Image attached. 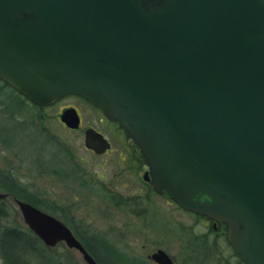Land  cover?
I'll use <instances>...</instances> for the list:
<instances>
[{
	"label": "water",
	"instance_id": "1",
	"mask_svg": "<svg viewBox=\"0 0 264 264\" xmlns=\"http://www.w3.org/2000/svg\"><path fill=\"white\" fill-rule=\"evenodd\" d=\"M0 80L37 106L72 95L96 108L156 194L224 223L232 252L264 264V0H0ZM58 119L79 124L73 107ZM82 142L110 147L91 127ZM14 203L45 247L97 264L60 219Z\"/></svg>",
	"mask_w": 264,
	"mask_h": 264
},
{
	"label": "rangeland",
	"instance_id": "2",
	"mask_svg": "<svg viewBox=\"0 0 264 264\" xmlns=\"http://www.w3.org/2000/svg\"><path fill=\"white\" fill-rule=\"evenodd\" d=\"M68 107L81 118L75 130L59 123V114ZM41 113L39 121L30 116L33 129L23 130L11 128L12 122L0 116V131L9 130L6 146L0 142V168L28 193L60 207L76 229L99 239L105 247L102 261L106 257L113 264H155L149 255L161 249L173 264H232L223 231L209 234L205 220L146 185L141 178L144 168L137 169L123 151V135L98 110L68 95ZM87 127L109 140V152L94 154L84 148ZM5 202L8 216L1 224L24 226L15 203L7 197ZM204 232L215 239H198ZM49 252L65 264H85L62 242Z\"/></svg>",
	"mask_w": 264,
	"mask_h": 264
},
{
	"label": "trees",
	"instance_id": "3",
	"mask_svg": "<svg viewBox=\"0 0 264 264\" xmlns=\"http://www.w3.org/2000/svg\"><path fill=\"white\" fill-rule=\"evenodd\" d=\"M5 97V98H4ZM10 97V99H8ZM44 107L37 106L29 102L22 95L4 84L0 80V116L12 122L11 128L24 129L30 127V116L38 121L43 119L41 113ZM20 113V115H19ZM22 116V117H20ZM41 116V117H40ZM0 131V142L6 146L9 141V130ZM21 130V131H22ZM20 131V132H21ZM130 156L135 163H142V157L137 153L136 146L130 147ZM0 192L11 200L25 201L45 212H48L64 222L70 228L74 237L79 241L86 252L97 264H113L108 258L102 261L101 255L104 253V245L93 235H87L84 231L73 228L62 211L53 202L42 200L19 185L11 174L0 168ZM5 198L0 199V220L8 216ZM189 213V212H188ZM195 217L205 220L202 215L193 214ZM212 231V228L209 227ZM226 231V225L220 222L216 231ZM225 241V240H224ZM50 248L45 247L24 225H0V263L1 264H65L53 257ZM103 256V255H102Z\"/></svg>",
	"mask_w": 264,
	"mask_h": 264
},
{
	"label": "flooded vegetation",
	"instance_id": "4",
	"mask_svg": "<svg viewBox=\"0 0 264 264\" xmlns=\"http://www.w3.org/2000/svg\"><path fill=\"white\" fill-rule=\"evenodd\" d=\"M87 103V102H86ZM88 104V103H87ZM90 105V104H89ZM49 106V105H48ZM91 106V105H90ZM41 107H47V106H41ZM91 107H93V106H91ZM94 108V107H93ZM94 109H96V108H94ZM97 110V109H96ZM77 112V111H76ZM78 114V113H77ZM78 117H79V124H78V127H79V125H80V120H81V118H80V115L78 114ZM108 121V120H107ZM110 122V121H109ZM59 123L62 125V126H64L60 121H59ZM112 125H114V129L116 130V131H119L122 135H123V137H124V139H125V141H126V145L123 143L122 145H124V149H123V151L128 155L129 154V156H130V147L133 145V146H136L134 143H133V141L122 131V129L121 128H119L115 123H113V122H110ZM65 127V126H64ZM77 127V128H78ZM76 128V129H77ZM69 129V128H68ZM70 130H75V129H70ZM108 142H109V140H107ZM120 142H123L122 140H120ZM109 145H110V147H109V150H106L104 153H106V152H109L110 150H111V144H110V142H109ZM136 148H137V146H136ZM91 152V151H90ZM104 153H101V154H104ZM137 153H139V150H138V148H137ZM140 154V153H139ZM141 155V154H140ZM131 157V156H130ZM142 157V156H141ZM122 160H123V158H122ZM136 164V168L137 169H140V168H144V171L146 170V166H145V163H144V161H143V159H142V163L141 164H139L138 162L137 163H135ZM143 171V172H144ZM141 178L144 180V182H145V184L146 185H149V182H148V180L147 179H144L143 178V173H142V176H141ZM150 186V185H149ZM7 196H5L4 198H6ZM8 198V197H7ZM13 202H14V200H12ZM190 213V212H189ZM206 218V217H205ZM205 222H206V225L208 226V227H210V228H212V231L211 232H209V234H212V235H217L218 234V232H216V229H217V227L220 225V222L219 221H214V220H211V219H208V218H206L205 219ZM71 225V224H70ZM73 228H74V226L73 225H71ZM68 227V226H67ZM70 229V228H69ZM71 231V230H70ZM226 233H227V226H226V231L225 232H220V235H223L224 236V239H225V237H226ZM203 235H205V237H203ZM211 235H207V234H205V232L204 233H201L199 236H198V239H201V238H209ZM196 237V236H195ZM210 239H212V241L215 239V237L214 236H212V237H210ZM225 241H226V239H225ZM66 247V246H65ZM71 250H73V249H71ZM229 253H228V256H229V258H230V261L232 262V264H244L233 252H232V250L230 249V247H229ZM201 257H202V259L203 260H205V258H206V256L205 255H201ZM224 261H225V259H224ZM156 264V263H155ZM223 264V263H222ZM228 264H230V263H228Z\"/></svg>",
	"mask_w": 264,
	"mask_h": 264
}]
</instances>
